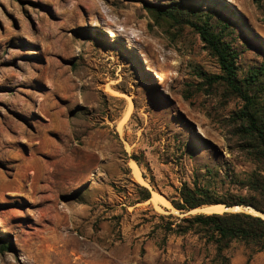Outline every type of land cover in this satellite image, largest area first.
<instances>
[{
    "label": "rangeland",
    "instance_id": "rangeland-1",
    "mask_svg": "<svg viewBox=\"0 0 264 264\" xmlns=\"http://www.w3.org/2000/svg\"><path fill=\"white\" fill-rule=\"evenodd\" d=\"M144 3L216 13L240 77L264 67V0H0V264H264L178 232L205 214L185 185L245 197L264 169L200 36Z\"/></svg>",
    "mask_w": 264,
    "mask_h": 264
},
{
    "label": "trees",
    "instance_id": "trees-1",
    "mask_svg": "<svg viewBox=\"0 0 264 264\" xmlns=\"http://www.w3.org/2000/svg\"><path fill=\"white\" fill-rule=\"evenodd\" d=\"M144 6L157 20H168L176 25L185 23L200 36L207 51L216 59L222 75L208 77L199 72L198 75L204 78L208 87L225 85L232 94L245 101L241 121L246 123L244 128L252 142L250 149L257 154V162L264 169V107H261L262 110L257 108L260 98L264 97V67L249 70L240 77L238 52L226 42L228 26L222 22L213 24L216 13H205L199 8L183 4L160 6L144 3ZM243 184L249 192L245 197L219 196L209 189L185 185L180 192V201H173L172 204L181 213H189L205 206L221 205L228 208L251 207L264 215V177L254 174ZM143 190L142 200L150 201L151 193L147 189ZM178 220L179 233L194 232L200 235L208 244L216 246L220 257L234 242L242 244L251 252L248 262L253 255L264 253V219L261 217L244 212H225L191 215ZM0 241L3 242L1 239Z\"/></svg>",
    "mask_w": 264,
    "mask_h": 264
},
{
    "label": "bare ground",
    "instance_id": "bare-ground-1",
    "mask_svg": "<svg viewBox=\"0 0 264 264\" xmlns=\"http://www.w3.org/2000/svg\"><path fill=\"white\" fill-rule=\"evenodd\" d=\"M128 105H129V113H130L131 110H132V107H133V103H132L131 98H129V97H128ZM53 121H51V122H53ZM32 164H33V162H32ZM32 164H30L27 167V170H32V175L34 177H37V176H39L38 175L39 172L35 170V168L33 167ZM131 166H132V169H133V173H134L135 177L138 179V181H140L142 184L148 186L146 184V181L143 179V177L141 175V171L138 168V166L134 162H132ZM150 202H153L159 209L164 207V208H167V209H173L175 212H177L172 207V205L169 203V201L166 200V198H163L161 195H159L156 192H153L152 199L150 200ZM224 211H226V209L223 206H213V207H203L201 209H197V210L192 211L190 213L201 212V213H205V214H211V213H223ZM229 211H245V212H247L249 214H252V215H259L258 213H255L253 210H249V209L248 210H244V209L240 208V209H232V210H229Z\"/></svg>",
    "mask_w": 264,
    "mask_h": 264
},
{
    "label": "water",
    "instance_id": "water-1",
    "mask_svg": "<svg viewBox=\"0 0 264 264\" xmlns=\"http://www.w3.org/2000/svg\"><path fill=\"white\" fill-rule=\"evenodd\" d=\"M213 206H221V205H213ZM213 206H207V207H213ZM223 207H225V206H223ZM244 209V210H253L255 213H258L259 215H255V216H258V217H261V218H263L264 219V215L263 214H261V213H259V212H257V211H255L253 208H251V207H239V206H235V207H230V208H228V207H225V209H226V211H224L223 213H225V212H228V213H238V212H244L245 213V211H229V210H232V209ZM192 211H195V210H192ZM191 211V212H192ZM211 214H222V213H211ZM249 214V213H248Z\"/></svg>",
    "mask_w": 264,
    "mask_h": 264
}]
</instances>
